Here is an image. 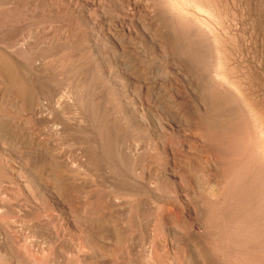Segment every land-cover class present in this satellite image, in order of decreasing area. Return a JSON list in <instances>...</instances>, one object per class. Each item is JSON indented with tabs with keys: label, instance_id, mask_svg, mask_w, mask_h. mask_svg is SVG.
Returning a JSON list of instances; mask_svg holds the SVG:
<instances>
[{
	"label": "bare ground",
	"instance_id": "bare-ground-1",
	"mask_svg": "<svg viewBox=\"0 0 264 264\" xmlns=\"http://www.w3.org/2000/svg\"><path fill=\"white\" fill-rule=\"evenodd\" d=\"M150 1L211 73L203 112L194 117L177 101L184 127H169L148 156L138 147L121 156L107 133L101 155L64 162L59 152L52 174L24 164L27 187L0 176L9 186L0 191V264H264V101L256 71L236 61L234 32L254 0ZM143 3L120 0L124 19L156 21ZM200 38L210 52L199 50ZM48 158L39 157L43 168Z\"/></svg>",
	"mask_w": 264,
	"mask_h": 264
},
{
	"label": "rangeland",
	"instance_id": "rangeland-1",
	"mask_svg": "<svg viewBox=\"0 0 264 264\" xmlns=\"http://www.w3.org/2000/svg\"><path fill=\"white\" fill-rule=\"evenodd\" d=\"M143 2L156 21H126L120 0H0V176H10L4 183L27 187L24 164L33 174L42 170L47 175L58 158L65 162L77 154L101 155L107 133L121 156H129L135 147L133 152L142 148L140 153L148 156L160 136L184 127L174 114L178 102L192 116H200L211 73L185 52L186 44L176 43L177 33L166 25V15L157 13L150 0ZM243 10L234 26L240 37L236 61L256 71L253 84L260 103L264 0H254L250 16ZM200 39L199 50L210 52L206 39ZM45 155L48 166L43 168L38 160ZM166 161V156L158 159L159 172ZM8 184H1L0 191Z\"/></svg>",
	"mask_w": 264,
	"mask_h": 264
}]
</instances>
